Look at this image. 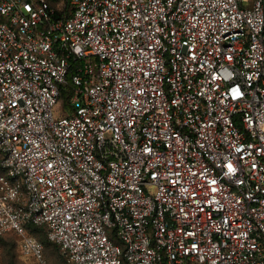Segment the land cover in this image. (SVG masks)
Wrapping results in <instances>:
<instances>
[{
	"label": "built area",
	"instance_id": "1",
	"mask_svg": "<svg viewBox=\"0 0 264 264\" xmlns=\"http://www.w3.org/2000/svg\"><path fill=\"white\" fill-rule=\"evenodd\" d=\"M0 170L37 264H264V0H0Z\"/></svg>",
	"mask_w": 264,
	"mask_h": 264
},
{
	"label": "rangeland",
	"instance_id": "2",
	"mask_svg": "<svg viewBox=\"0 0 264 264\" xmlns=\"http://www.w3.org/2000/svg\"><path fill=\"white\" fill-rule=\"evenodd\" d=\"M57 5V3H55ZM36 237L43 243L45 259L48 264H68L56 245L50 243L39 233ZM0 264H37L32 258L26 257L14 235H0Z\"/></svg>",
	"mask_w": 264,
	"mask_h": 264
},
{
	"label": "trees",
	"instance_id": "3",
	"mask_svg": "<svg viewBox=\"0 0 264 264\" xmlns=\"http://www.w3.org/2000/svg\"><path fill=\"white\" fill-rule=\"evenodd\" d=\"M68 93V92H67ZM66 100H67V97H65V102H66ZM0 172H1V170H0ZM29 232L33 235V236H35L36 237V233H39V234H42L45 238H46V236L44 235V232H43V229L41 228V227H37V226H30L29 227ZM7 235H9V234H7ZM11 235H14V234H11ZM2 236H5V235H2ZM14 236H16V235H14ZM17 237V236H16ZM18 238V237H17ZM37 238V237H36ZM46 240H47V238H46ZM48 241V240H47ZM18 243H19V245H20V242H19V239H18ZM51 243V242H50ZM52 244H54V243H52ZM55 245V244H54ZM57 247V246H56ZM58 248V247H57ZM58 250H59V248H58ZM65 260V259H64ZM66 261V260H65Z\"/></svg>",
	"mask_w": 264,
	"mask_h": 264
}]
</instances>
